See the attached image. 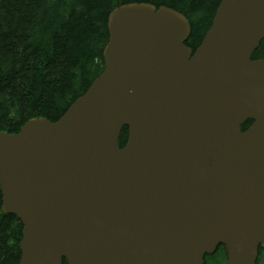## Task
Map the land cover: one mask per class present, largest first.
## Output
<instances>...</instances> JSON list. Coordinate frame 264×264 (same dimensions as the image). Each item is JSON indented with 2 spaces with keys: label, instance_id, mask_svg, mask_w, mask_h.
<instances>
[{
  "label": "water",
  "instance_id": "obj_1",
  "mask_svg": "<svg viewBox=\"0 0 264 264\" xmlns=\"http://www.w3.org/2000/svg\"><path fill=\"white\" fill-rule=\"evenodd\" d=\"M109 32L103 73L59 121L0 133L19 264H204L221 245L227 264H256L264 61L251 57L264 0H223L194 54L171 9L119 8Z\"/></svg>",
  "mask_w": 264,
  "mask_h": 264
},
{
  "label": "trees",
  "instance_id": "obj_2",
  "mask_svg": "<svg viewBox=\"0 0 264 264\" xmlns=\"http://www.w3.org/2000/svg\"><path fill=\"white\" fill-rule=\"evenodd\" d=\"M221 2L0 0V132L19 133L33 118L55 123L88 91L104 71L103 54L110 39L108 19L118 7L149 4L183 14L191 25L186 45L195 53ZM252 57L264 60V41ZM127 138L128 128H124L120 148ZM2 203L0 189V264H19L24 226L15 215L2 211ZM218 253L206 256V264L222 262V258L226 262L224 247Z\"/></svg>",
  "mask_w": 264,
  "mask_h": 264
},
{
  "label": "rangeland",
  "instance_id": "obj_3",
  "mask_svg": "<svg viewBox=\"0 0 264 264\" xmlns=\"http://www.w3.org/2000/svg\"><path fill=\"white\" fill-rule=\"evenodd\" d=\"M2 133L12 134V133H8V132H2ZM263 263H264V254H263Z\"/></svg>",
  "mask_w": 264,
  "mask_h": 264
}]
</instances>
